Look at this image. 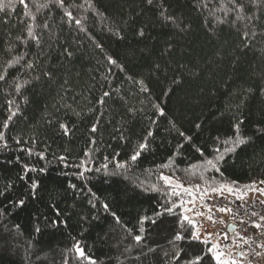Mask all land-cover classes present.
Here are the masks:
<instances>
[{
  "label": "trees",
  "instance_id": "trees-1",
  "mask_svg": "<svg viewBox=\"0 0 264 264\" xmlns=\"http://www.w3.org/2000/svg\"><path fill=\"white\" fill-rule=\"evenodd\" d=\"M240 2L245 5L242 20L234 12L225 15L229 0H154L153 6L145 0H65L67 10L84 22L87 30L79 32L65 23L64 9L52 7L50 0H35L37 6L48 5L37 10L30 2L28 9L37 17L32 23L49 24L42 33L43 51L16 39L26 36L30 22L18 2L15 11L7 10L9 15L0 12V62L27 51L37 64L35 71H10L19 80L40 75L21 95L0 84V125L8 115L7 100L18 106L5 130L9 148L0 146V190L12 185L0 196V211L6 213L0 215V264H89L78 257L77 243L95 264H169L181 249L184 255L174 264H187L208 253L209 246L191 238L192 226L181 222L179 205L175 214L156 215L166 200L184 204L182 196L166 194L159 176L174 173L186 186L198 185V193H210L198 179L203 161L213 158L220 141L234 137L233 126L242 120L239 135L250 142L226 153L220 171H207L205 181L212 178L214 186H224L219 195L237 200L252 199L255 192L248 186L264 187V132L258 131L264 130V0ZM217 18L231 23L218 24ZM43 72L51 73V79ZM129 77L142 79L150 94L139 93ZM106 91L110 97H103ZM153 104L166 115H157ZM59 123L69 126L68 135ZM149 130V148L130 162ZM22 148H32L33 155ZM40 152L45 159L36 155ZM82 161L92 169L85 172L86 179L75 175L83 168L73 167ZM116 162L125 167L116 168ZM164 163L169 167L162 169ZM24 164L37 169L28 172L27 180L19 179ZM32 180L39 185L34 197ZM229 187L236 195L228 194ZM18 199L25 201L23 207L16 206ZM144 217L148 219L141 224ZM52 220L62 223L52 227ZM177 232L186 239L175 241ZM135 235L142 237L139 245ZM202 264H209L207 255Z\"/></svg>",
  "mask_w": 264,
  "mask_h": 264
},
{
  "label": "snow or ice",
  "instance_id": "snow-or-ice-1",
  "mask_svg": "<svg viewBox=\"0 0 264 264\" xmlns=\"http://www.w3.org/2000/svg\"><path fill=\"white\" fill-rule=\"evenodd\" d=\"M17 2L22 7V9L25 10L23 12V14L25 17H28L30 22L27 23V25H26V36H24V37L18 36V37H16V39L18 41H20L22 44H24V46L26 48L29 47V44L31 42L32 44H34V46L36 48L43 51L42 33L44 30H47L49 28V24L46 21L43 23H35V24L32 23V22L37 21V17H36V15L32 14L31 11L28 9H29V3L30 2L33 4L34 7H37V10H39V8L48 7V5L41 4V5L37 6L35 4V0H0V12H4L5 15H9L10 13L7 10L11 9L12 11H15L16 10L15 4ZM251 2L255 3V0H251ZM145 3L148 6H153L154 0H145ZM50 4L52 7L64 9V16L67 17V20L65 21V23H67L70 28L75 27L79 32H85L87 30L85 25H84V22L80 18L74 16L71 11L67 10L66 5H65V0H50ZM229 4L231 5V7L229 9L225 10V15H227L228 12H234V13H236V20L246 19V17H243L239 14L245 7V5L240 2V0H229ZM163 11L164 10L162 9L161 10L162 15H163ZM166 19L172 20L173 18L166 17ZM0 20H3V17H0ZM4 22L7 23V21H4ZM217 23L218 24H224V23H231V21H227L225 19L217 18ZM37 29H39L40 31H37ZM250 34H251V36L254 37L256 35V32L251 31ZM116 35L119 36V33H116ZM139 35L140 36L144 35L143 30H140ZM248 36H249V32H245L244 38L247 39ZM120 38L122 39L123 37L121 36ZM49 39H51V37H49ZM96 47L102 49V45L99 43H96ZM13 50H14L13 46L10 45L8 48V52L11 53V52H13ZM64 53H66L67 56H69V57L72 55V52L66 47L64 48ZM29 55H30L29 52L25 51L23 53H17L15 55H12L10 58L5 59L3 62H0V84L6 85L9 88H12L16 95H21L22 89L24 87H26L27 85H29L33 79H35V80L40 79V75H34L31 77V79L26 78L23 80H19L10 71L13 69L16 71H20L21 69H23L25 71L31 70L34 72L36 67H37V64L35 61H32L31 59L28 58ZM107 61L110 65H112L116 68H119L120 71H124L123 66L120 65L115 59H113L111 57H107ZM157 71H159V65H157ZM41 75L48 76L51 79V73H49V72H43V73H41ZM10 77L12 78L11 83H9ZM128 79H131L134 84L138 85L139 93L150 94L149 87L145 84V82L142 79L138 80V81L133 79L132 77H129ZM173 83H178V81L174 80ZM110 96H111L110 92L106 91L103 93V97H110ZM103 97L101 98L99 103L104 102ZM14 105H15L14 100H12V99L7 100V109L6 110L8 112V115L5 118L3 124L0 125V146H2L3 149L9 148V144L7 142L5 130H7L9 128L10 123L13 121V118L17 115L18 106L14 107ZM152 107L155 108L157 115H159V116H165L166 115L164 109L159 104H153ZM129 110L132 111V109H129ZM76 114L80 115V113H76ZM49 123H52V121L50 120ZM153 123H155V121H153ZM243 123L244 122L242 120H239L233 126L234 127V133H235L234 137H229L228 139H225L223 141H220V138L217 137L216 139L218 141H220L221 147L213 148V154H214L213 158H209V159H206L205 161H203V167L199 171L198 179L200 181H204L208 184V188L204 189L205 192L211 191L212 193H219V194L223 195L224 186L223 185H221L220 187L214 186L212 183V178H208V180L205 181V175L204 174L209 170L219 172L220 171L219 164L225 160V154L226 153H233L236 151L237 148L243 147L244 145H246L250 142L249 138H245V137L239 135L240 125ZM197 127H199V125H197ZM59 128L61 130H63L64 135H68L70 132L69 126L64 124V123H59ZM96 131H97V127L94 125L91 128V132L95 133ZM258 131L264 132V130H258ZM179 135L184 136V133L180 132ZM152 136H153V132H152V130H149L147 132V135L144 137L143 141L141 143H139L137 148L133 151L132 155L130 156V158H129L130 162H133V163L136 162L138 160L140 154L149 148L148 138L152 137ZM185 140L190 141L191 137H185ZM91 142L94 143V141H91ZM15 143L20 144L21 141L16 140ZM178 147L182 148L183 144H180ZM21 151L25 152L28 156L33 155V149L32 148H22ZM196 151L201 156H204L203 150L197 148ZM36 155L41 160L45 159V156L42 152L36 153ZM86 155H87V153H86ZM58 159L63 162V161L67 160V157L59 156ZM16 162L17 163L20 162L19 157L16 158ZM4 163H11V161H4ZM73 167H76L78 169L83 168V171H78L77 173H75V175L77 176L78 179H86L85 172L92 171V169L90 167H87L83 161L81 162L80 165H73ZM101 167L106 169L108 166H107V164H104ZM115 167L116 168H123V167H125V164H122L120 162H116ZM160 167L162 169L168 168L169 164L164 163V164L160 165ZM193 167H195V166H193ZM23 171H24V174L21 175L19 177V179L27 180L28 179V177H27L28 172L37 171V169L29 166L28 164H24L23 165ZM40 171H43V169H41ZM95 171L99 172V171H101V168H96ZM193 175H195V173H193ZM174 176H175L174 173L171 175H165L163 172L160 173L159 179L164 182V190H165L166 194H171V195H176V196H183V195L187 194V195H189V197H191V194L194 191H196L197 193L200 191L198 185H192L191 183H189V185L186 186L184 183H181L178 180H175ZM260 184L264 185V180L260 181ZM69 186L73 189L76 188L75 184H70ZM11 187H12V185H10V184L5 185L4 189L0 190V196H5L10 191ZM38 187H39V185L35 180H32L29 182V191L33 195V197L35 196V190ZM153 190H157L155 185L153 186ZM168 190H170V191H168ZM178 190H182V191H178ZM227 191H228L229 195H236V190L231 188V187H229L227 189ZM248 191L249 192H255L259 195H264V187L248 186ZM92 196H93V198H96L95 193H92ZM197 198H200V197L197 196ZM238 198H240V197H238ZM89 203L92 205L93 208L96 207V204L93 203L92 200H89ZM188 203L192 204V203H194V201L189 199ZM260 203H264V201H261ZM24 204H25V201L23 199H18L16 201V206H18V207H23ZM178 205H179V207L184 208V204L180 203L179 201H168V200H166L160 206L163 209V212L157 211L156 215L157 216H163L165 213L175 214V209ZM103 208L105 211H107L108 205L104 204ZM187 210L188 209H186V211ZM192 211H195V210L192 209ZM218 211L230 212L231 209L226 208V207H220V208H218ZM4 214H6L4 211H0V215H4ZM196 214L201 215V213H196ZM57 215H60V213L57 212ZM251 215L257 216L258 213L253 211L251 213ZM113 216H115L114 213H113ZM147 219H148V217L142 218L140 223L143 224L145 222V220H147ZM209 219H211V217H209ZM180 220H181V222L187 221V224L191 225L193 229H195L197 227V225L194 223V221L186 215H181ZM260 221H264V216H260ZM116 222L117 223L120 222L118 217L116 218ZM240 222L244 223L243 220H241ZM59 223H62V222L57 221V220H52L50 222L52 227H57L59 225ZM152 223H155V220H153ZM248 226L255 227L259 230L262 228V223L258 222V221H251ZM181 227L182 228L184 227L183 223H181ZM35 231L40 232V228L36 227ZM141 231H143V229H141ZM206 235L211 237L213 234L207 233ZM191 238L198 240V241H201L203 243H207V240H205L204 237L198 235L196 231H193L191 233ZM223 238L225 240L229 239L226 233L223 235ZM133 239L136 242V244L139 245L141 240H142V237L140 235H135L133 237ZM184 239H186V237H184L180 232H177L174 236L175 241H181ZM249 239H250V237L239 236V240L243 241V242H247ZM237 246H239V245H237ZM74 247L76 248L78 257L80 259H86L89 261V264H95V261H92L90 257L86 256L84 250L80 248L78 243L76 245H74ZM258 247L264 248V243H258ZM148 251L153 252L154 250L149 248ZM141 254L146 255V253H144L143 250H141ZM166 255H167V253H166ZM182 255H184L182 249L179 252H175L172 256V260L169 261V264H174L175 261H179L181 259ZM205 255H207V257H208L209 264H212L213 261H215V264H236L235 259L225 261L222 258L223 253L218 250V245H210L208 248V253H202L200 255L195 256L192 260H189L187 262V264H202V261H203ZM241 255H244V254L242 253ZM254 255H259V254L255 253ZM137 258H139V257H137Z\"/></svg>",
  "mask_w": 264,
  "mask_h": 264
},
{
  "label": "built area",
  "instance_id": "built-area-1",
  "mask_svg": "<svg viewBox=\"0 0 264 264\" xmlns=\"http://www.w3.org/2000/svg\"><path fill=\"white\" fill-rule=\"evenodd\" d=\"M260 202L258 199L225 198L210 192L202 200L206 212L201 218L194 220L197 227L193 229L198 235L204 237L207 243L196 241L206 246L218 245L224 260L235 259L239 264H264V248L258 247V243H264V221H260V216H264V203ZM220 207L230 208L231 211L220 212L218 211ZM253 211L258 215L252 216ZM241 220L244 223H241ZM251 221L261 222L262 228L258 230L248 226ZM228 226L232 229L229 230ZM207 233L213 235L209 237ZM225 233L228 240L223 238ZM239 236L250 237V239L243 242L239 240ZM242 253L244 255H241ZM255 253L259 255H254Z\"/></svg>",
  "mask_w": 264,
  "mask_h": 264
},
{
  "label": "rangeland",
  "instance_id": "rangeland-1",
  "mask_svg": "<svg viewBox=\"0 0 264 264\" xmlns=\"http://www.w3.org/2000/svg\"><path fill=\"white\" fill-rule=\"evenodd\" d=\"M178 191H182V190H178ZM197 196H199L200 198H197ZM249 196H250L249 198L262 199V196L257 195L256 193L255 194L250 193ZM203 198H204V195L201 193H197L196 191H194L191 194V197H189V195H187V194L183 195L182 199L184 201V208L182 209V214L190 217L192 220L196 219L197 214H195V213L197 211L202 212V210L205 209V207L202 205ZM189 199L193 200L194 203H192V204L188 203ZM186 209H188V210L186 211ZM192 209H194L195 211H192ZM226 261H228V260H226Z\"/></svg>",
  "mask_w": 264,
  "mask_h": 264
},
{
  "label": "water",
  "instance_id": "water-1",
  "mask_svg": "<svg viewBox=\"0 0 264 264\" xmlns=\"http://www.w3.org/2000/svg\"><path fill=\"white\" fill-rule=\"evenodd\" d=\"M228 229L231 230V226H228Z\"/></svg>",
  "mask_w": 264,
  "mask_h": 264
},
{
  "label": "crops",
  "instance_id": "crops-1",
  "mask_svg": "<svg viewBox=\"0 0 264 264\" xmlns=\"http://www.w3.org/2000/svg\"><path fill=\"white\" fill-rule=\"evenodd\" d=\"M204 211V210H203Z\"/></svg>",
  "mask_w": 264,
  "mask_h": 264
}]
</instances>
